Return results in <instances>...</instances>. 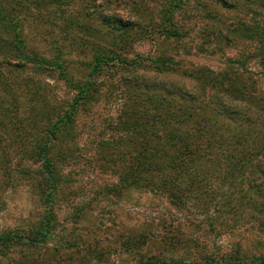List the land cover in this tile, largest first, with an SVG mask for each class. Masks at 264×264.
I'll return each mask as SVG.
<instances>
[{
    "label": "rangeland",
    "instance_id": "1",
    "mask_svg": "<svg viewBox=\"0 0 264 264\" xmlns=\"http://www.w3.org/2000/svg\"><path fill=\"white\" fill-rule=\"evenodd\" d=\"M24 1L27 11L19 25L27 48L61 70L25 63L8 77L16 84L10 85L21 120L7 122V139L0 141L11 155L0 161V236L10 232L37 242L6 247L0 242V264H192L239 246L245 252L264 251L263 236L253 225L257 213L247 200L239 206L230 186L218 177L192 194L172 181L169 188L185 190L183 204L175 203L166 190L155 188L169 182L166 170L155 164L128 166L126 157L138 140L125 130L135 118L156 112L157 96L139 98L133 90L128 97L129 86L142 85L158 96L185 92L220 118L226 114L223 107L240 105L203 92L185 73L198 68L214 76L226 72L234 76L230 82L237 88L246 91L254 85L264 91L259 53L248 35L236 33L241 22L262 21L264 12L250 13L251 0ZM100 53L115 57L118 65L97 70ZM157 60L167 65L156 69L151 62ZM136 61L142 64L136 66ZM80 89L89 91L88 97H80ZM71 109L69 129L59 130L51 144L58 185L48 195L36 172L41 166L27 160L34 142L29 127L35 132L41 128L42 134L56 123L53 115ZM135 109L138 115L127 116ZM256 113L263 115L262 110ZM146 125L131 129L147 139L152 135L145 147L149 152L156 145L163 152L161 142L154 144L161 129L153 133L155 126ZM106 155H114L118 164L113 167ZM145 167L155 169L145 172L151 169ZM128 172L146 182L123 183ZM230 180L242 184L241 179ZM47 223L48 232L42 235Z\"/></svg>",
    "mask_w": 264,
    "mask_h": 264
},
{
    "label": "trees",
    "instance_id": "2",
    "mask_svg": "<svg viewBox=\"0 0 264 264\" xmlns=\"http://www.w3.org/2000/svg\"><path fill=\"white\" fill-rule=\"evenodd\" d=\"M24 2V0H0V141L4 138L7 139L5 130L8 129V125L6 123L16 125L17 119L21 120L18 97L10 85L15 83L8 79L12 73L11 69L30 63L35 66H46L48 69L55 67L57 70H61L59 65L42 58L38 52L27 48L23 40L24 29L19 25L20 16L27 11L24 9ZM251 10L264 12V0H251L250 13ZM263 20L241 22L236 33L248 35L246 38L254 46L255 52L259 53L257 58L260 59L261 66L264 68ZM5 36V39H1ZM98 57L94 63L97 70L102 69L103 66L110 69L118 65L115 57L108 55L105 58V54L102 53ZM140 62L136 61L135 65L140 66L142 64ZM151 64L156 69H162L167 65L163 60L152 61ZM20 68L22 69V67ZM194 70L184 75L198 84L203 92L209 91L219 94L231 102H237L240 107L236 108L232 105L223 107L222 113L225 112L226 114L221 115L220 118L216 116L217 113L213 109L198 105L197 101L185 92L172 91V95L158 96L153 92H148L142 85L126 87L128 97L133 90H136L135 96L139 98L148 99L157 96L155 97V114L150 117L141 115L132 121L130 128L126 127L125 129L131 131L138 140L134 153H130L126 157L129 160L128 166L137 169L141 166L155 164L154 167L157 165L163 168L164 172L166 170V179L169 182L163 183L162 187H154L166 190L178 204H183L185 190L175 191L176 185H171L172 189L169 188L168 185L172 181L186 186V191L192 194L195 190L201 189L203 185H208L211 178L219 177L223 184L230 186L229 193L233 200L239 201V206H243L244 200H247V206L251 208V212L254 210L257 213L252 217L253 225L258 233L264 237V91L259 90L254 85L251 89L245 87L247 92L237 88L233 85L234 83L230 82L235 79L234 76L226 72L214 76L211 71L204 68ZM63 74L60 71V75L63 76ZM88 92H83L80 89L78 94L80 97L84 95L88 97ZM168 109L170 114L167 116ZM260 110H262L263 115H256V112ZM138 114L139 110L135 109L127 116ZM39 116L44 117L43 114ZM72 116V109L62 116L57 115L55 117L53 115L56 123L49 125L42 134H39L41 128L35 132L33 127H29L30 132H34V134L30 133L34 142L27 160L41 166L36 172L41 173L42 183L48 186V195H51L54 190L56 191L58 185V181H56V159L51 154V144L59 130L69 129ZM142 119L144 120L143 124L140 123ZM203 121L205 122L201 124ZM145 122L150 126H155L153 133L156 129H161L160 135H154V144L161 142L162 147H164L163 152L159 150L158 145L152 150L153 152H149L145 147L151 144L152 135L150 139H147L145 133L141 134L132 130L147 126ZM127 123L128 119L122 121V124ZM161 136H163L162 139ZM9 141L11 142L12 139L9 138ZM164 144H169L170 150H166ZM10 156V153L0 145V161L8 160ZM106 156L104 158L111 160L113 167L118 164L114 155ZM154 167H145L151 168L146 169L145 172L154 170ZM136 177L137 174L128 172L121 181L126 184L130 183L129 185L146 182L143 179L138 181ZM229 179H241L242 184L234 185L231 180L228 181ZM149 187L154 188L153 185ZM48 189L46 188L45 191ZM233 195H236L237 198H234ZM48 226L47 223L42 235L47 234ZM41 239H44V236ZM0 242L3 243L4 247L9 246V244L34 246L37 239L22 234L11 235L10 232H5L0 236ZM202 261L192 264H264V251L245 252L239 246L230 254L225 253L220 257L207 256ZM150 264L165 263L161 261ZM174 264L189 263L176 262Z\"/></svg>",
    "mask_w": 264,
    "mask_h": 264
}]
</instances>
